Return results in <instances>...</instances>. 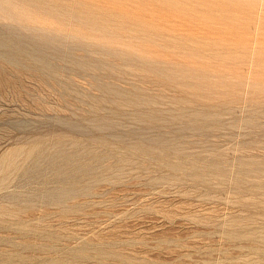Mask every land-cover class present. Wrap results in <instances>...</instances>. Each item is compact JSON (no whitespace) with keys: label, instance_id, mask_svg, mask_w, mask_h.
Instances as JSON below:
<instances>
[{"label":"rangeland","instance_id":"1","mask_svg":"<svg viewBox=\"0 0 264 264\" xmlns=\"http://www.w3.org/2000/svg\"><path fill=\"white\" fill-rule=\"evenodd\" d=\"M58 1L68 69L0 73V264H264V0Z\"/></svg>","mask_w":264,"mask_h":264},{"label":"bare ground","instance_id":"2","mask_svg":"<svg viewBox=\"0 0 264 264\" xmlns=\"http://www.w3.org/2000/svg\"><path fill=\"white\" fill-rule=\"evenodd\" d=\"M1 2L5 3L4 5H6V3L11 4L13 2H14L13 3L14 5H19V10L17 12H19L20 16H22V17L27 16L25 11L28 12L29 10H31V11L33 10L32 11L33 17L32 16L30 17L33 19V23L29 22V24L32 23V25H30V29L32 31H31V33H29V35H23L22 32L19 33L18 27H13L11 30L0 32V73L2 71H4L5 73L12 71V72H16L17 74L23 73L24 71H26L28 73L33 72V73H36L37 75H39V77H41L42 80L44 81L46 78L50 77V75L55 76L57 74V72L60 70L59 67H61L63 70L68 69L65 65H61V66L59 65L60 61H64L65 55H63V53H57L56 48H55L56 47L55 41L56 40H61V41L64 40L63 38H64L65 34H63L62 31H61L62 32L61 34L55 35L56 33L52 30H48L47 32H40L38 30V26H42V24L45 23L44 21H46V19H48V18L52 19L53 17H56L57 20H59V22L63 21L64 23H65V20L67 21L66 18L64 19L65 16L63 17L62 16L63 14H61L60 12H57V10H56L57 2H59V1L58 0H0V5L3 6V8H5L4 5L1 4ZM152 3H153V1H152ZM154 3H155V1H154ZM117 4H118V2H117ZM143 4H145V3H141L140 5H143ZM59 5H60V3H59ZM59 8H60V6H59ZM115 8H116V6H115ZM64 9L65 8H63V11H64ZM61 10H62V8H61ZM58 11H59V9H58ZM62 13H65V12H62ZM0 14H1V12H0ZM56 18H55V20H56ZM67 18H68V11H67ZM83 19H84V17H83ZM83 19H81V20L84 22L85 19L84 20ZM16 21H17V19H16ZM8 22H10V21H8ZM51 22H53V21H51ZM88 22H86V23H88ZM29 24H25V25H29ZM35 24H36V26H35ZM50 24H52V23H50ZM54 25L57 26L56 23H54ZM7 26H10V25L7 23ZM43 26H45V25L43 24ZM45 27L48 28V26H45ZM59 36H62V37H59ZM129 52H128V54H129ZM131 54L133 55V53H131ZM127 58H128V56H127ZM130 60H131V58H130ZM76 67H77V70L79 71V70L89 69L90 67L96 68V67H98V65L94 64V62L91 63V62L87 61L84 66L82 63H78L76 65ZM94 78L96 80L98 77H94ZM101 88H103V90L105 91V93H107V95H109L110 97L112 96L114 89H112L109 86L106 87L104 85H101ZM109 96L107 98H109Z\"/></svg>","mask_w":264,"mask_h":264}]
</instances>
